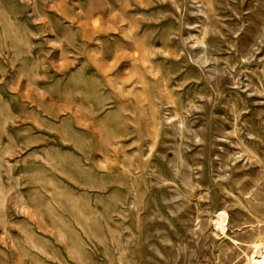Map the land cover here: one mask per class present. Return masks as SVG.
I'll use <instances>...</instances> for the list:
<instances>
[{
	"label": "rangeland",
	"instance_id": "rangeland-1",
	"mask_svg": "<svg viewBox=\"0 0 264 264\" xmlns=\"http://www.w3.org/2000/svg\"><path fill=\"white\" fill-rule=\"evenodd\" d=\"M262 257L264 0H0V264Z\"/></svg>",
	"mask_w": 264,
	"mask_h": 264
},
{
	"label": "bare ground",
	"instance_id": "bare-ground-1",
	"mask_svg": "<svg viewBox=\"0 0 264 264\" xmlns=\"http://www.w3.org/2000/svg\"><path fill=\"white\" fill-rule=\"evenodd\" d=\"M223 214H224L223 212L219 211L217 216H220V218H222ZM253 263L254 264H264V257L253 261Z\"/></svg>",
	"mask_w": 264,
	"mask_h": 264
}]
</instances>
